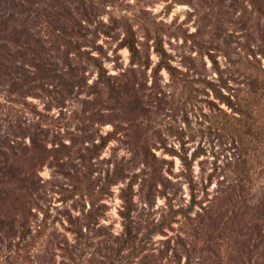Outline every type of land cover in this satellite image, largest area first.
Returning <instances> with one entry per match:
<instances>
[{
    "label": "rangeland",
    "instance_id": "obj_1",
    "mask_svg": "<svg viewBox=\"0 0 264 264\" xmlns=\"http://www.w3.org/2000/svg\"><path fill=\"white\" fill-rule=\"evenodd\" d=\"M9 1L0 2V16L33 9ZM49 3L39 12L63 31L81 23L85 35L74 41L104 71L100 78L97 66L73 52L62 68L60 38L42 14L30 21L43 50L19 60L21 70L46 91L22 98L6 91L7 80L0 84V264H264V222L227 185L236 175L230 141L240 127H217L207 102L231 111L212 92L222 80L209 52L224 79L248 77L251 64L264 69L260 2ZM92 8L93 22L80 20ZM122 17L135 34V63L120 46ZM157 40L186 80L178 74L173 82L165 67L154 72ZM75 74L83 81L69 85ZM9 132L28 134L9 143ZM246 140L244 149L256 145L263 158L264 125ZM256 177L260 185L264 168Z\"/></svg>",
    "mask_w": 264,
    "mask_h": 264
},
{
    "label": "trees",
    "instance_id": "obj_2",
    "mask_svg": "<svg viewBox=\"0 0 264 264\" xmlns=\"http://www.w3.org/2000/svg\"><path fill=\"white\" fill-rule=\"evenodd\" d=\"M14 1L15 0H10L9 2ZM251 1L254 5L260 2L259 10L261 13H263V2L259 0ZM0 2H3V0H0ZM26 2L29 3L33 8L30 13L20 11L19 13H5L7 16L3 15L4 17L0 16V26H3L0 27V84H3V82L6 80L9 82L10 89H6V91L16 92L22 96V98L28 97L30 94L37 95V89L46 91L42 82L38 83V85H32L25 78L26 76L23 74L21 69L25 67L26 63L19 61L25 60L28 56L36 55L37 57L43 50L41 41L39 37L36 36L37 32L35 33L29 28L30 21H34L35 23V19L38 14L39 16H41V14L44 16V22L47 23L49 27L53 28V32L58 38H60L58 49L61 48V46H63L65 49L64 56L60 58L62 68L71 66V64L68 63L70 60L69 54L73 52L78 59L83 57V60H85L87 63L97 66L99 70V77L101 78L103 76L104 67L99 61L98 57L92 55L91 52H83V55L81 45L74 41V39L79 38V36L85 35L82 33L81 29L76 27V24L78 26L81 23H74L75 25L72 24L69 29L63 31V28H59V25H55L49 16L39 12L41 11L39 9H42L43 6L50 4L49 0H22L18 3L22 7L25 6ZM85 15L86 16L81 17L80 20H85L92 23L94 20L93 17L95 16L94 8H92L89 13H85ZM117 21L119 20L117 19ZM120 25L122 26L124 34L120 46L127 47L129 49L132 63H135V60H139L140 56L138 47L136 45L135 34L126 18H121ZM108 33H110V30ZM154 49L160 57V60L154 67L155 73L156 71H159L165 67L170 73L171 80H173V82L180 79L178 74L182 75V80H186L185 77H187L188 74L175 68L169 63L168 60L170 55L163 47V44L160 40L156 41ZM258 53H260L261 56H264V46L259 49ZM208 54L211 56L213 67L217 69V72L222 80L221 83H219V85H221V89L211 91L220 102H224V104H226L227 107L231 109V111L228 113L223 108H221L219 104L209 100L207 102L210 105L209 109L212 113V117H216L214 121H217V127L224 125L230 129L232 126L238 125L240 127V131L237 130L236 132L241 133L242 135H236L232 137L230 141L231 145L229 148L233 152V160L236 167L234 173L236 175L235 178H230V181H227V185L230 189H232L235 196L238 198L237 203H240V206L244 205L245 207L250 208L258 221L264 222V180L260 185H257L256 182L254 183V181L257 179L256 175H258V170H262L264 168V157L262 158V152H258L257 147H255L256 145L252 144L249 146V148L247 147V149H251L252 151L248 157H246L247 149H244V146H248L250 143V141L248 142V140H246L247 136L248 138L255 137L257 131L260 129V126L262 127L264 125V69L262 68L261 64L258 69H256V65L251 64V67L254 69L253 72L248 75V77L237 79L228 75V77L224 79L221 75L222 69L219 66L217 58H215L211 52ZM225 55H227V53ZM254 57L253 58L257 60V56L254 55ZM33 60L35 59L32 58L31 60L32 66L38 67L37 65L40 63H34ZM249 62H251V60ZM140 63L147 67L149 65V59H146L145 62ZM131 70L133 71V69ZM68 72L71 74L75 73L71 70H68ZM104 76H106V73H104ZM70 78L73 80L69 82V85H80V82L83 81V78L79 77V74L72 75ZM230 80L237 82L239 85H244V87H235L233 84H230ZM224 88L228 91L227 93H224ZM23 104L26 105L27 102H23ZM250 121L252 123L251 127L248 126ZM220 128H223V126ZM27 132L29 131L27 130ZM27 134L28 133H23L20 135L9 132L6 139L10 141L9 143H11L15 137H23ZM32 143H37L35 136L32 137ZM260 146H263V144L260 143ZM11 154L12 158H14V161L11 163H15V158L18 154L14 152ZM192 203H197L195 197H193ZM130 204L131 203L126 200L125 207L127 212L124 213V216L128 220L131 210ZM127 227L130 226L126 224V228Z\"/></svg>",
    "mask_w": 264,
    "mask_h": 264
}]
</instances>
